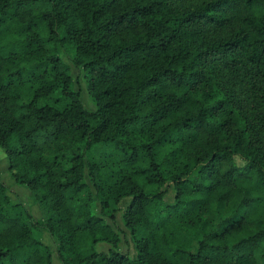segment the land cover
I'll return each instance as SVG.
<instances>
[{"label":"trees","instance_id":"obj_1","mask_svg":"<svg viewBox=\"0 0 264 264\" xmlns=\"http://www.w3.org/2000/svg\"><path fill=\"white\" fill-rule=\"evenodd\" d=\"M0 148V264H264V0H0Z\"/></svg>","mask_w":264,"mask_h":264},{"label":"rangeland","instance_id":"obj_2","mask_svg":"<svg viewBox=\"0 0 264 264\" xmlns=\"http://www.w3.org/2000/svg\"><path fill=\"white\" fill-rule=\"evenodd\" d=\"M64 60L71 67V71H72V75H73V78H74V81L76 84V88L80 91L81 100L84 103L85 107L89 111H95L96 106L93 103V101H92V99L88 93L87 85H86V82L84 80L83 73H81L80 70H78L71 62H69L67 58L64 57ZM6 159H7V163H6ZM0 172L3 175V176L1 175L3 182L7 186H9L11 189H13L12 185H10V183L8 181V176H7V174H10L12 176L11 172L9 171L8 157L2 148H0ZM13 181H14V184H16L15 185L16 188L21 189V191L19 190L18 193L20 194V192H23V193L28 192L30 194L29 195L30 198L25 197L26 199L24 202L23 200L21 201L22 198L20 199L19 195L15 194V193H9L11 200L13 202L23 203L25 205H28L27 209L33 215L34 219L37 220V213L35 212L36 207L29 206L33 202L30 190L24 185L17 184L14 179H13ZM174 197H175L174 191L170 190L169 195L167 197V203L172 204L174 202ZM28 202H29V204H28ZM129 203H130V199L129 200L126 199V200L122 201V203L119 205L120 210L117 212V214L115 216V222L112 225L117 230V232L120 234V238H121V243L118 247V250L123 252V253H127L130 255V257L134 258L136 256V253H137L136 249H135V244H134V241L132 239L130 230L126 227L125 220H124V210L128 207ZM36 206L40 209L39 205H36ZM40 212H41V210H40ZM41 214L43 216L42 212H41ZM40 231L42 233H40ZM40 231H36V236L38 238H41L42 242L46 245H47L48 241L51 242L49 247L51 248V250L53 251V254H54L53 255V263L54 264H61L59 259H58V256H57L56 246L53 243L49 233L44 231V230H40ZM110 248L111 247L107 244H102V245H99L97 247L98 251H100V252H108Z\"/></svg>","mask_w":264,"mask_h":264},{"label":"crops","instance_id":"obj_3","mask_svg":"<svg viewBox=\"0 0 264 264\" xmlns=\"http://www.w3.org/2000/svg\"><path fill=\"white\" fill-rule=\"evenodd\" d=\"M6 163H7V159H6ZM2 175V174H1ZM3 176V175H2ZM7 176H8V181H9V183H10V185H12V188L13 189H11L9 186H7L6 184V186H7V189H8V194L9 193H15V194H17V195H19L20 196V199H21V201L23 200L24 202H25V199L26 198H30V194L28 193V192H26V193H23V192H20V194L18 193V191L20 190L21 191V189H17L16 188V184H14V181H13V177L10 175V174H7ZM26 197V198H25ZM33 199V198H32ZM23 204V203H22ZM28 204H29V202H28ZM26 208L28 207V205H25V204H23ZM36 205H38L34 200H33V202L29 205V206H31V207H36L35 208V212L37 213V220L36 221H39V222H43L44 221V215L42 216V214H41V212H40V210L41 209H39ZM40 207V206H39ZM33 216V215H32ZM40 233H42L41 231H40ZM50 235V234H49ZM51 237V236H50ZM52 239V238H51ZM40 240L42 241V239L40 238ZM53 241V240H52ZM50 241H48L47 242V246L49 247V245H50ZM53 243H54V241H53ZM55 244V243H54ZM100 245H102V244H100ZM56 246V245H55ZM99 246V245H98ZM50 248V247H49ZM51 249V248H50ZM52 251V250H51ZM52 253H53V251H52ZM54 255V254H53ZM54 264V263H53Z\"/></svg>","mask_w":264,"mask_h":264}]
</instances>
